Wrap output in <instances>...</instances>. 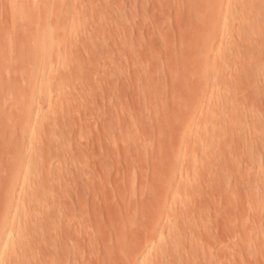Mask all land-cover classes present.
<instances>
[{"label":"rangeland","instance_id":"rangeland-1","mask_svg":"<svg viewBox=\"0 0 264 264\" xmlns=\"http://www.w3.org/2000/svg\"><path fill=\"white\" fill-rule=\"evenodd\" d=\"M263 80L264 0H0V264H264Z\"/></svg>","mask_w":264,"mask_h":264},{"label":"bare ground","instance_id":"bare-ground-1","mask_svg":"<svg viewBox=\"0 0 264 264\" xmlns=\"http://www.w3.org/2000/svg\"><path fill=\"white\" fill-rule=\"evenodd\" d=\"M263 81H264V80H263ZM261 89H262V88H261ZM263 98H264V97H263ZM212 116H213V115H212ZM263 116H264V115H263ZM219 118H220V117H219ZM216 121H218V119H216ZM223 121H224V120H223ZM229 121H230V120H229ZM236 121H237V120H236ZM219 122H220V121H219ZM215 123H216V122H215ZM215 123H214V124H215ZM237 123H238V122H237ZM221 126H222V125H221ZM219 128H220V126H219ZM262 130H263V129H262ZM263 133H264V131H263ZM262 148H263V147H262ZM263 149H264V148H263ZM177 152H178V151H177ZM249 172H250V171H249ZM229 178H230V177H229ZM229 178H228V180H230ZM222 181H223L224 183H225V181L227 182V180H222ZM254 181H256V180H254ZM228 182H230V181H228ZM218 183H219V182H218ZM224 183H223V184H224ZM230 184H231V182H230ZM230 184H229V185H230ZM225 185H226V184H225ZM231 186H232V185H231ZM200 187H201V186H200ZM200 187H199V188H200ZM253 187H254V186H253ZM257 187H258V186H257ZM230 189H231V187H230ZM196 190H197V191L199 190L198 187L196 188ZM256 190H257V189H256ZM200 191H201V190H200ZM253 192H254V191H253ZM258 193H259V192H258ZM257 195H258V194H257ZM149 196H151V195L149 194ZM152 197H153V196H152ZM148 199H149V198H148ZM252 202H253V201H252ZM207 207H208V206H207ZM158 210H159V209H158ZM195 214H196V213H195ZM193 216H194V215H193ZM238 223H239V222H238ZM255 224H256V223H255ZM91 230H92V229H91ZM92 237H93V235H92ZM194 237H195V236H194ZM195 238H196V237H195ZM241 239H242V238H241ZM192 241H193V240H192ZM188 242H189V240H188ZM194 243H195V242H194ZM1 244H2V243H1ZM1 244H0V245H1ZM242 248H243V247H242ZM217 255H218V254H217ZM75 259H78V258H75ZM214 261H216V260L214 259ZM1 263H2V262H1ZM214 264H215V263H214Z\"/></svg>","mask_w":264,"mask_h":264}]
</instances>
